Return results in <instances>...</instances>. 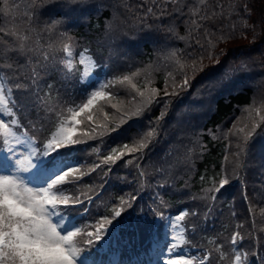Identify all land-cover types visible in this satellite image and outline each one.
Here are the masks:
<instances>
[{
  "label": "trees",
  "instance_id": "1",
  "mask_svg": "<svg viewBox=\"0 0 264 264\" xmlns=\"http://www.w3.org/2000/svg\"><path fill=\"white\" fill-rule=\"evenodd\" d=\"M157 4H163V0H157ZM206 4L209 15L220 12V5L228 10L227 14L199 20L189 11L193 5L204 7L199 0H179L182 11L173 10L177 5H164L163 15L150 0H0V28L9 30L19 25L39 40L40 51L50 53L47 74L41 70L40 85L44 93L49 91L45 85L53 86L49 102L58 103L64 115H70L67 107L73 101L80 102L86 90H94L88 85L97 82L115 81L106 90L117 95L126 108L134 109L139 97L133 100L131 86L119 82L124 75L130 76L141 90L147 85L160 91L161 103L142 118L131 120L119 132L77 145L78 150L69 155L67 163L87 171L109 154L111 147L125 142L132 146L130 137L156 121L164 101L168 102L167 113L159 121V136L144 150L139 168L126 166L124 161L131 157L125 156L111 171L102 166L83 177L76 187L65 185L69 189L66 194L80 195L85 201L76 206L73 223L96 226L105 217L112 219L113 209H123L121 217L105 225L100 241L88 245L86 235L77 237L90 264H149L157 251L167 258L166 262L181 256L199 258L217 246L229 255L222 264H232L234 253L229 237L235 231L250 234L239 247L241 264H260L264 256V121L254 112L249 114L256 108L264 116V0H206ZM147 7L157 14H146ZM191 20L202 27L190 29ZM223 35L228 38L217 42ZM62 40L72 45L79 79L75 71L66 74L59 64L64 57ZM209 41L214 48H208ZM84 49L85 55L96 62L94 71L99 73L90 80H85L84 66L78 64ZM193 57L202 60V70L189 72L191 83L186 90L163 97L165 84L171 83L169 73L180 80L177 61L190 65ZM18 60L19 65L12 69L0 64L6 89L36 67L24 57ZM134 72L140 75L133 76ZM14 95L26 106L22 123L27 125L31 119L39 128L38 114L29 106L30 97L23 92ZM105 111L117 115L110 107ZM60 119L45 115L43 129L35 132L29 127L28 134L38 144L47 143L49 130L55 131ZM253 122L261 127L246 139ZM87 130L80 126L77 135L83 140L81 132ZM238 146H243V153H239ZM141 171L145 173L143 177L139 176ZM225 178L229 183L219 193L207 191ZM97 194L99 198H95ZM130 195L136 197L132 206L121 205L120 198ZM211 195L216 196L214 201L206 198ZM86 196L94 197L93 202H88ZM161 198L166 202L164 206ZM81 208L86 212L79 211ZM192 209L200 213L199 219L189 216L181 222L187 225L183 233L187 245L169 252L168 247L178 243L175 238L181 235L175 218ZM159 213H163V219ZM193 220L197 223L195 231ZM237 224H243V228L237 229ZM85 230L94 231L95 227ZM214 264L220 262L214 260Z\"/></svg>",
  "mask_w": 264,
  "mask_h": 264
},
{
  "label": "snow or ice",
  "instance_id": "2",
  "mask_svg": "<svg viewBox=\"0 0 264 264\" xmlns=\"http://www.w3.org/2000/svg\"><path fill=\"white\" fill-rule=\"evenodd\" d=\"M150 2L160 8V15L164 14V5L169 4L177 5L173 10L182 11V8L178 6L179 0H163V4H157V0H150ZM199 4L204 7L193 5L189 9L199 20L222 17L228 11L223 5H220V12H212L209 15L206 0H199ZM232 11L235 9L232 8ZM146 14L156 15L157 13L152 7H147ZM192 26L202 27L196 20L190 21V29ZM244 27H247L246 23ZM169 31L173 32L174 28L170 27ZM206 34L213 35L212 33ZM179 38L186 39V37ZM227 38L226 35L220 36L217 38V42ZM49 47L52 46L49 45ZM214 47L215 44L209 41L208 48ZM60 50L64 53V57L59 60V64L63 66L66 74L75 71L76 78L79 79V68L73 63L72 45L62 40ZM86 52L87 49H84L79 53L78 64L84 66L85 80H90L92 75H99V73L94 71L96 62L91 56H86ZM19 57L26 58L29 63L34 62L36 67H32L27 76L15 80L12 88L6 89L3 77H0V264H90L89 255L78 246L77 237L86 235L88 239L85 243L88 245L100 241L101 233L105 231V225L112 224L113 220L121 217L123 209H113L112 219L105 217L102 221H98L96 226H81L78 223H73V212L76 211V206L83 205L85 201L80 198V195L66 194L69 189L65 185L76 187L83 177L90 176L102 166H108L106 171H111L112 166H115L125 156L131 157L124 161L126 166L135 165L139 168V159L142 158L144 150L148 149L159 136V121L167 113L168 102L164 101L163 110L156 121H150L146 130L140 129L130 137L133 141L132 146L125 142L120 146L111 147L108 150L109 154L102 160L89 167L87 171H81L78 164L67 163L69 155L78 150L76 146L94 138L102 139L113 132H119L131 120L142 118L146 111L151 110V107L161 103V100L158 99L160 91L154 87L149 88L147 85L144 90H141L132 82L130 76L124 75L119 82L121 84L126 82L131 86V92L134 94L133 100L139 97V102L134 109L126 108L124 102L118 100L117 95L106 90L115 81L97 82L88 85L94 90H86L80 102L73 101L71 106L67 107L66 111L70 115H64L63 109L58 103L51 104L49 102L53 86L45 85L44 87L49 91L44 93V88L40 85L41 70L47 74L49 64L46 62L49 61L50 53L40 51L39 40H34L19 25H14L9 30L0 28V64L4 68L12 69L19 65ZM171 57H176V53L173 52ZM208 58L211 59L212 56L209 55ZM53 63H55L54 60ZM177 64L179 65L180 80L178 82L175 76L169 73L171 83L165 84L163 97L175 96L181 90H186L191 83L189 72L195 74L202 70V60H197L194 57L190 65L180 63L179 60ZM132 75L138 76L140 73L134 72ZM22 80H29L30 83H23ZM14 92H23L25 96L30 97L29 106L33 112L38 114L39 128L31 119L28 120L27 125L22 123L26 106L16 99ZM113 100L117 102L113 103ZM101 101L104 103L101 104ZM106 107L114 109L117 115L113 116L105 111ZM252 112L260 116L261 121H264V116H261L259 109L252 108L249 114L251 115ZM45 115L49 119L53 117H62V119L55 131L49 130L50 139L47 140V143L41 145L36 142L34 136L28 134L27 128L30 127L35 132L41 131L44 127ZM98 119L102 122L98 123ZM80 126L88 129L81 132L83 140L77 135L80 132ZM259 127H261L260 124L253 122L246 139L255 135V130ZM21 129L26 130L22 132ZM240 131L244 132V129L241 128ZM238 147L239 153H243V146ZM236 166H240L238 161ZM76 173L78 175H74ZM144 175L143 171L139 173L140 177ZM228 183V179H221L219 186L209 188L207 191L219 193ZM163 186L162 184L161 187ZM95 198H99L98 194ZM206 198L214 201L216 196L211 195ZM86 199L88 202H93L94 197L86 196ZM135 200V195H130L127 199L121 197L119 202L121 205L131 207ZM165 203L161 198V206H164ZM79 211L86 212L83 208ZM249 211H253L251 205ZM159 215L162 219L164 218L163 213H159ZM206 215L207 213H205ZM189 216L198 220L200 213L192 209L190 212H182L175 218L174 223L179 228L181 235L175 238L178 243L168 247L169 252H174L181 245H187L188 241L183 237L187 225H182L181 222H184ZM191 225L192 230L195 231L197 229L196 221H191ZM91 227H95V230H85ZM236 228H243V224H237ZM248 235L250 234L235 231L229 237V243L234 253L232 264H241L242 254L239 247L243 246ZM213 253H218V256L214 257ZM228 259V253L217 246L212 250L205 251L199 258L196 256L169 258L167 264H214V260L222 264ZM260 264H264V256L260 257Z\"/></svg>",
  "mask_w": 264,
  "mask_h": 264
},
{
  "label": "rangeland",
  "instance_id": "3",
  "mask_svg": "<svg viewBox=\"0 0 264 264\" xmlns=\"http://www.w3.org/2000/svg\"><path fill=\"white\" fill-rule=\"evenodd\" d=\"M162 261H163V258H162ZM160 258L156 257L152 262V264H165V260L164 262H162Z\"/></svg>",
  "mask_w": 264,
  "mask_h": 264
}]
</instances>
